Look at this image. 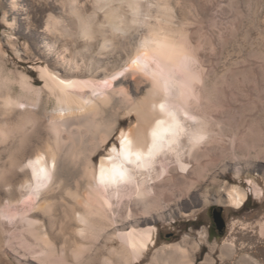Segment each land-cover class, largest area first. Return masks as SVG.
Instances as JSON below:
<instances>
[{
  "label": "rangeland",
  "instance_id": "rangeland-1",
  "mask_svg": "<svg viewBox=\"0 0 264 264\" xmlns=\"http://www.w3.org/2000/svg\"><path fill=\"white\" fill-rule=\"evenodd\" d=\"M112 2L108 7H118L115 15L120 16L122 4ZM159 2L165 8L161 13ZM20 5L22 10L16 13L8 0H0V49L7 72L20 73L35 88H44L43 69L65 77L66 70L76 66L77 78L90 86L80 96L94 98L115 85V77L122 74L113 75L116 69L127 70L126 64L115 60V40L101 44L97 39V16L84 37L74 34L66 17L56 24V29L66 28L62 36L53 31L44 37L42 21L48 13L58 16L55 6L33 0H20ZM66 5L61 4L63 9ZM140 5L143 12L135 25L124 18L119 24L124 37H131L137 27L133 36L135 42H142L145 24L155 14L162 15L167 25H180L176 39L184 42L185 53L179 68L166 70L142 52L133 62L160 80L164 109L177 117L183 114L189 132L199 136L195 147L177 169H159L154 190H147L141 202L134 192L105 195L109 206L103 215L96 210L102 209L100 200L79 177L66 178L57 168L42 169L32 180L22 173L13 191H0V264H152L162 249L194 264L204 246L208 252L200 264H230V259L264 264V241L257 233V224H264V0H141ZM42 41L49 43L50 50L42 48ZM61 63L66 69L59 67ZM94 69L101 72L92 77ZM129 80L132 89L138 88L135 93L131 90L132 96L140 101L149 83L137 76ZM56 106L43 94L40 115L48 118L60 109ZM136 126L134 113L120 119L116 131L94 154L93 164L111 145H119L120 130L132 133ZM4 160L1 151V166ZM76 185L90 205L93 222L88 227L78 222L61 224L67 204L73 201L63 189ZM232 186L246 194L239 208L225 200ZM44 204L51 205L52 224L38 208ZM209 208H222L226 223L224 236L212 243L207 240ZM133 219L139 220L136 228L151 230V242L138 259L117 237ZM196 219L204 225L197 233L189 227ZM72 235L76 246L68 242Z\"/></svg>",
  "mask_w": 264,
  "mask_h": 264
},
{
  "label": "bare ground",
  "instance_id": "bare-ground-1",
  "mask_svg": "<svg viewBox=\"0 0 264 264\" xmlns=\"http://www.w3.org/2000/svg\"><path fill=\"white\" fill-rule=\"evenodd\" d=\"M33 1L36 4L42 2L45 7L55 6L58 14L45 15L41 30L44 37L52 35L53 31L61 33L62 36V31L66 28L61 26L56 29V24L61 22L62 17H66L67 21L72 23L75 35L84 37L97 16L95 24L97 39L101 44L115 40L114 48L117 55L115 60L122 65L126 64L128 68L122 72L117 69L115 73L111 71L115 76L122 74L115 77L116 83L110 90L98 97L83 98L80 96L81 92L87 91L90 86L77 78L78 71L74 69L76 66L70 65L71 68L66 70L65 77L55 75L53 70L48 68L43 69L44 88H35L27 82L24 75L7 72L0 49V116L3 118L0 121V145L3 147L1 151L5 154V160L2 166L0 165V191L6 189L13 191L16 180L22 173L26 172L29 177L27 179L32 180L42 169L57 168L66 178L79 177L83 180L89 191L101 202L102 209H96L99 215L106 212L108 202L105 195L114 197L117 194L134 192L137 202H141L139 200L148 192L147 190H154L153 182L157 181L159 169L174 167L175 170L181 166L190 156V150L195 147L199 137L198 134L189 132L184 124L186 119L183 114L177 117L175 112L164 109V93L160 80L155 75L144 73L141 67L133 62L135 55L142 52L153 57L156 63L166 70L179 68L181 57L185 53L182 44L184 42H180V38V41L176 39L180 25L179 27L167 25L162 15H152L153 18L145 24L143 41L137 43L133 36L137 27L133 29V35L126 38L122 35L119 24L124 18L126 23L135 25L143 12L141 0H119V4H122L120 16L119 13L115 15L118 7H108L110 0ZM8 2L12 11L18 13L22 10L20 0ZM61 4H67V10L63 9ZM156 5L159 6H156L158 13L165 9L161 2ZM85 6L86 8L90 6V10L85 9ZM145 12L148 13V10ZM145 20L144 18V22ZM49 47V43L42 41V48L45 51L50 50ZM59 67L66 69L63 63ZM100 72V69L99 71L94 69L92 77ZM130 76H137L149 83L146 95L140 101L131 94V90L135 93L138 88L132 89L129 86ZM43 94L52 98L60 108L48 115V118L40 115ZM131 113L137 118L134 131L129 133L120 130L119 145H111L106 154L100 157L98 164L94 165L92 162L94 154L116 131L120 119ZM187 147L189 150L184 153ZM195 156L200 157L197 154ZM78 189L77 185L74 189L68 186L63 189L64 194L73 201L66 206L63 222L60 221L62 226L67 225V222L68 224L78 222L88 227L93 222L90 217L92 214L89 210L90 205L80 195ZM78 198L82 201L78 202ZM225 200L229 205L239 208L244 204L246 194L232 186L226 191ZM82 203L88 208L83 209ZM38 208L47 218V222L52 224L54 220L50 214L51 205L44 204ZM119 222L124 224L125 221L120 219ZM138 222V219H133L131 226L117 235L122 241V246H125L135 259L143 255L151 242V230L136 228ZM69 238V243L75 246L78 244L73 235ZM183 258L175 252L162 249L156 252L151 263L192 264L189 259L179 261Z\"/></svg>",
  "mask_w": 264,
  "mask_h": 264
},
{
  "label": "flooded vegetation",
  "instance_id": "flooded-vegetation-1",
  "mask_svg": "<svg viewBox=\"0 0 264 264\" xmlns=\"http://www.w3.org/2000/svg\"><path fill=\"white\" fill-rule=\"evenodd\" d=\"M206 228H207V240L209 243H212V241L216 238L223 237L225 234V225L219 229L217 222L214 218V209L209 208L206 212ZM224 220V218H223ZM225 222V221H224ZM204 225L199 224V221L193 220L192 223H189V227L194 228L195 232H198V229L203 227ZM172 235H167V238H170ZM208 252V249L206 246H204L202 249H199L198 255L194 260V264H200L205 256V254Z\"/></svg>",
  "mask_w": 264,
  "mask_h": 264
},
{
  "label": "crops",
  "instance_id": "crops-1",
  "mask_svg": "<svg viewBox=\"0 0 264 264\" xmlns=\"http://www.w3.org/2000/svg\"><path fill=\"white\" fill-rule=\"evenodd\" d=\"M257 233L259 234L261 239H263V241H264V224L263 225L257 224ZM249 263H251V262H249ZM249 263H247V262L245 263V261H243V259H230V264H249Z\"/></svg>",
  "mask_w": 264,
  "mask_h": 264
},
{
  "label": "water",
  "instance_id": "water-1",
  "mask_svg": "<svg viewBox=\"0 0 264 264\" xmlns=\"http://www.w3.org/2000/svg\"><path fill=\"white\" fill-rule=\"evenodd\" d=\"M213 209H214L215 221L217 222L219 229H221L225 225V222L222 216V208H219V209L213 208Z\"/></svg>",
  "mask_w": 264,
  "mask_h": 264
}]
</instances>
